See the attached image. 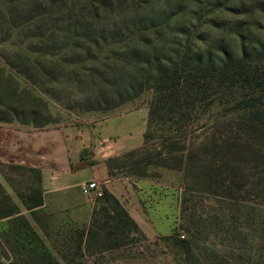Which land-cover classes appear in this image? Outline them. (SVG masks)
Masks as SVG:
<instances>
[{
	"label": "trees",
	"instance_id": "obj_1",
	"mask_svg": "<svg viewBox=\"0 0 264 264\" xmlns=\"http://www.w3.org/2000/svg\"><path fill=\"white\" fill-rule=\"evenodd\" d=\"M159 1L3 0L0 23L7 36L2 41L26 28L28 44L23 53L0 56V123L34 129L53 123L43 96L60 98L53 90H39L43 84L70 85L77 98L65 109L80 113L108 112L150 92L143 146L127 152L129 157L135 152L140 156L132 163L139 176H146L145 168L160 167L181 173L183 181L196 187L231 196L233 189L245 188L250 175L236 177L246 169L258 177L264 194V42L255 47L251 41L245 48V37L238 33V53L224 45L215 54L209 36L222 6L212 4L201 15L199 52L192 56L188 48L174 47V40L166 45L180 5L164 0V10L156 11ZM212 115V137L197 148L186 146L181 135ZM150 142L158 147L151 149ZM113 161L105 162L108 172ZM10 167L36 176L38 186L29 190L24 206L43 228L35 213L43 205L39 171ZM102 193L97 200L103 224L93 222L87 230L76 231V255L99 252L104 240L115 244L112 235L117 231L123 236L138 232L117 199L105 189ZM16 215L12 206L0 201V219ZM110 221L113 230L101 240L100 231L109 229ZM20 222L27 225L22 218ZM174 235L192 258L190 244Z\"/></svg>",
	"mask_w": 264,
	"mask_h": 264
},
{
	"label": "rangeland",
	"instance_id": "obj_2",
	"mask_svg": "<svg viewBox=\"0 0 264 264\" xmlns=\"http://www.w3.org/2000/svg\"><path fill=\"white\" fill-rule=\"evenodd\" d=\"M170 1H177L180 6L179 17L167 32L166 45L174 40V47L181 50L188 48L191 55L196 56L200 45L196 36L200 21L203 20L201 15L212 4L222 6L209 36L215 54L218 55L219 48L224 45L238 53V33L245 37V48L251 41L255 47L264 42V8L260 6L264 0ZM0 5L3 6V0H0ZM164 7V0H161L156 4V11H163ZM6 29L0 23V56L5 57L15 51L25 52L28 41L24 39L28 30L23 28L16 35L13 32L11 38L2 41L7 36ZM46 89L53 90L60 101L42 95L53 119V123L42 129L92 126L113 116L104 135H110L113 126L116 128L114 132L122 135L119 137L121 142L129 139L130 145L141 141L143 144L141 133L147 120L150 92L108 112L80 113L76 109H65L71 99L77 98L70 85L62 82L56 87L39 85V90ZM213 120V115L207 116L191 126L186 134H182L186 146L197 148L212 137ZM1 127L7 129L9 135H14L13 131L26 130L17 123L0 124ZM128 133L130 136L126 138ZM234 135L237 134L230 133V136ZM218 136L215 134L214 137ZM110 144L111 139L106 140V145ZM142 144L134 150H140ZM156 144L150 142V148H156ZM135 153L133 157L127 156L125 152L110 158L115 160L110 164L113 169L108 172L109 179L114 183L111 187L115 195L108 192L117 199L130 218L131 213L140 222L145 232L135 222L138 232L132 231L123 236L117 231L116 235H112L117 241L115 244L109 243V240L104 239L106 232L113 230L111 226L114 224L110 225V221V228L100 231L103 234L101 240H104V244L100 245L101 250L91 256L83 253L76 255V231L87 230L93 222L102 223L104 217L99 210L102 203L93 197L80 195L83 204L73 213L49 212L41 208L35 211L39 222L43 224V228H40L24 206L25 197L30 195L29 190L38 186L36 176L12 169L10 164L19 165V161H16L19 156L14 153L7 155L10 161H0V201L5 200L17 215L0 219V264H264V194L261 192V183L256 180L258 177L251 176L253 172L245 169L238 175L236 180L247 174L250 178L244 189L239 192L233 189V195L229 196L221 190L214 193L204 186L196 187L190 180L183 181L181 173L160 167L145 168L146 176H139L136 167L132 166L133 160L140 157ZM81 176L80 173L78 177ZM94 181L102 191L105 189L102 181ZM88 203L92 206L90 212L86 207ZM21 218L27 225L21 224ZM167 224L169 229L166 228ZM173 235L176 240L190 244L192 258L182 251L172 238Z\"/></svg>",
	"mask_w": 264,
	"mask_h": 264
},
{
	"label": "crops",
	"instance_id": "obj_3",
	"mask_svg": "<svg viewBox=\"0 0 264 264\" xmlns=\"http://www.w3.org/2000/svg\"><path fill=\"white\" fill-rule=\"evenodd\" d=\"M112 117L92 126H63L52 129L28 130L27 127L30 126L17 123L26 130L13 131L14 135H9L10 132L1 127L0 161H10L7 155L18 154L19 160L16 161H19V165L37 169L40 173L43 199L41 208L49 212L73 213L83 204L80 188L84 181H102L105 189L115 195L114 188L111 187L114 183L109 179L105 162L142 144L141 141L139 144L130 145L129 139L121 142L119 137L122 135L114 132L116 128L113 126L110 135H104ZM145 127L146 124L141 133L142 139ZM129 136L130 133L126 138ZM110 139L111 144L107 146L106 140ZM80 173L82 176L78 177ZM86 205L90 212L92 206L89 203ZM130 216L143 230L140 222L131 213ZM166 228L169 229L170 226L167 224ZM146 233L150 235L149 232Z\"/></svg>",
	"mask_w": 264,
	"mask_h": 264
},
{
	"label": "built area",
	"instance_id": "obj_4",
	"mask_svg": "<svg viewBox=\"0 0 264 264\" xmlns=\"http://www.w3.org/2000/svg\"><path fill=\"white\" fill-rule=\"evenodd\" d=\"M81 194L86 197H93L95 199L102 197V190L94 180H89L80 188Z\"/></svg>",
	"mask_w": 264,
	"mask_h": 264
}]
</instances>
